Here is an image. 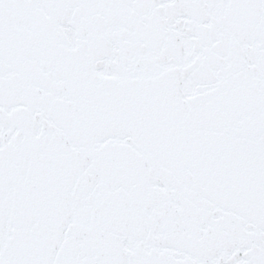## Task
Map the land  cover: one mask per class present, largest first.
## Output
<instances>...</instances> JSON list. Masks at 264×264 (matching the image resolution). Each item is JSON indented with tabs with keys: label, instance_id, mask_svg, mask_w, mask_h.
Returning a JSON list of instances; mask_svg holds the SVG:
<instances>
[{
	"label": "snow or ice",
	"instance_id": "1",
	"mask_svg": "<svg viewBox=\"0 0 264 264\" xmlns=\"http://www.w3.org/2000/svg\"><path fill=\"white\" fill-rule=\"evenodd\" d=\"M0 264H264V0H0Z\"/></svg>",
	"mask_w": 264,
	"mask_h": 264
}]
</instances>
